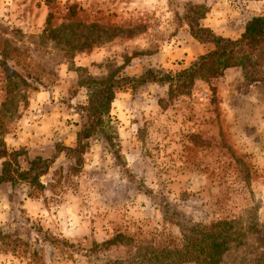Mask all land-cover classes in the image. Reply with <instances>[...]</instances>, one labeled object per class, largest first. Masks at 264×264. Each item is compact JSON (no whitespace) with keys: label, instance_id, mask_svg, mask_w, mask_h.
I'll return each instance as SVG.
<instances>
[{"label":"rangeland","instance_id":"1","mask_svg":"<svg viewBox=\"0 0 264 264\" xmlns=\"http://www.w3.org/2000/svg\"><path fill=\"white\" fill-rule=\"evenodd\" d=\"M193 4L229 39L264 16V0H0V147L55 157L40 187L0 185V264H145L133 246L179 249V226L220 221L236 235L218 264H264V43L183 87L212 49L188 33ZM146 69L172 79L117 91L110 140L65 152L92 82Z\"/></svg>","mask_w":264,"mask_h":264},{"label":"trees","instance_id":"2","mask_svg":"<svg viewBox=\"0 0 264 264\" xmlns=\"http://www.w3.org/2000/svg\"><path fill=\"white\" fill-rule=\"evenodd\" d=\"M206 13L203 4L190 5L184 15L190 37L201 45H210L211 50L198 57L190 65L177 74V82L183 87L193 80L201 70L210 77L221 74L225 69L235 67L233 55L243 47H256L264 43V16H254L243 27L236 39H229L214 34L208 28L201 26L200 21ZM170 80L172 77L160 74L152 69H146L136 77L111 76L102 82H92V90L86 102L78 109V129L75 134V148H65L67 153H76L84 146V141L100 136L106 141L110 136L106 133V118L115 94L122 88L134 89L151 81ZM22 157L25 167L21 168L18 159ZM49 158L33 157L27 159L24 152H6L0 147V185L11 187L23 183L29 187H40L39 179L45 175L54 161ZM184 245L179 249L151 250L147 255H140L138 247H134V259L144 260V263L154 264V258L167 260L169 264L192 262L194 264H218L221 254L226 250L228 242L236 235L228 222L220 221L211 226H179ZM130 244L131 239L120 234L114 235L108 245ZM137 251V252H136Z\"/></svg>","mask_w":264,"mask_h":264}]
</instances>
